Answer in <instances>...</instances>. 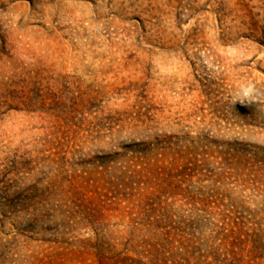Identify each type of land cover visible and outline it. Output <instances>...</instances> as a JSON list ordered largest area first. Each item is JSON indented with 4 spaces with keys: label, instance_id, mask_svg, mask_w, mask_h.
<instances>
[{
    "label": "rangeland",
    "instance_id": "rangeland-1",
    "mask_svg": "<svg viewBox=\"0 0 264 264\" xmlns=\"http://www.w3.org/2000/svg\"><path fill=\"white\" fill-rule=\"evenodd\" d=\"M0 264H264V0H0Z\"/></svg>",
    "mask_w": 264,
    "mask_h": 264
}]
</instances>
